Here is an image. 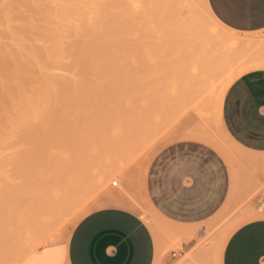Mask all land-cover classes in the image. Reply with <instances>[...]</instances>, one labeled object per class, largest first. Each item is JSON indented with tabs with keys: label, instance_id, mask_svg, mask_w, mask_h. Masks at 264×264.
<instances>
[{
	"label": "rangeland",
	"instance_id": "374dc122",
	"mask_svg": "<svg viewBox=\"0 0 264 264\" xmlns=\"http://www.w3.org/2000/svg\"><path fill=\"white\" fill-rule=\"evenodd\" d=\"M39 31L69 35L75 51L72 63L58 69L56 88L67 89L57 98L61 103L54 98L39 125L35 121L38 130L29 122L34 128L25 132L29 120L18 118L26 110V92L34 91L37 70L29 54ZM239 39L210 18L202 0H0L1 264H20L50 232L70 233L87 214L107 206L130 208L145 219L157 238L159 263L180 251L192 232L157 212L146 176L158 152L182 140L218 150L230 167L231 194L210 221L219 250L235 229L259 217L252 199L263 188L264 165L251 162L257 156L234 143L221 121L223 77L231 79L227 91L253 65L252 51L245 53ZM258 46L264 54V38ZM195 55L215 67L216 89L185 90ZM76 201L78 211L65 220V205Z\"/></svg>",
	"mask_w": 264,
	"mask_h": 264
},
{
	"label": "crops",
	"instance_id": "0c3cea01",
	"mask_svg": "<svg viewBox=\"0 0 264 264\" xmlns=\"http://www.w3.org/2000/svg\"><path fill=\"white\" fill-rule=\"evenodd\" d=\"M213 15L243 38L252 51V67L228 87L221 121L229 137L264 165V0H241L231 14L218 0H207ZM242 33H245L244 35ZM264 183V171L260 173ZM147 191L157 212L192 232L180 251L157 260L155 233L136 211L107 206L83 217L70 233L55 232L20 264H264V185L252 199L259 217L233 231L220 251L210 221L228 200L233 178L220 152L206 144L182 140L154 157L146 176Z\"/></svg>",
	"mask_w": 264,
	"mask_h": 264
},
{
	"label": "bare ground",
	"instance_id": "6f19581e",
	"mask_svg": "<svg viewBox=\"0 0 264 264\" xmlns=\"http://www.w3.org/2000/svg\"><path fill=\"white\" fill-rule=\"evenodd\" d=\"M186 2V1H185ZM202 2H203V4H204V6L206 7V9H207V11H208V13H209V15H210V18L215 22V23H218V24H220V25H222V26H224L214 15H213V13L211 12V10L209 9V6H208V4H207V0H202ZM190 3V2H189ZM189 3H187L186 4V6H184V7H189L188 5H189ZM184 4V3H183ZM183 7V8H184ZM225 27V26H224ZM35 28V27H34ZM32 30V29H31ZM12 32V31H11ZM15 33V32H14ZM32 33V32H31ZM10 34V33H9ZM13 34V33H12ZM27 34V33H26ZM26 34L24 35V36H26ZM23 35V34H22ZM27 35H29V34H27ZM32 35H33V33H32ZM10 36V35H9ZM69 35H66V34H64V33H55V32H40L39 31V43H38V38H35V39H37L36 41L37 42H34V43H38L39 45H36L35 44V49H32V53L33 54H29V53H27V54H29V56H32V55H34V57H33V62L35 61V64H36V66H34V68H36V70H37V76L36 75H34V76H36V79H35V77H34V79H35V85L33 84V89L32 90H34V91H32L33 92V94L32 93H30V94H28L29 92H26L27 93V96L25 95L26 93H24V92H22L21 90H20V94L22 93V95H23V97L22 98H25V97H27V99H26V101H25V99H23L26 103H24V101L22 100V104L24 105L23 107H24V109H26L25 110V112L27 113V114H25V115H23L25 112H23V113H21L20 115L21 116H19V118H18V121H19V119L20 118H22V119H25L26 118V120H24V121H26L27 122V120H29L28 121V125H29V127H30V124H31V126H33L32 124H36L35 123V121L37 122V124L39 125V115L41 116L42 114H43V110L44 109H47V107L48 106H50V104H51V101L52 100H57V98L58 97H62L63 96V94L65 95V91H67V89H65L66 87H65V84H64V91H61L60 89H57L56 88V81H57V76L59 77V75H58V69L60 68V67H62L63 68V66H65V65H68L69 63H72L71 62V56H72V54L74 53V51L75 50H73L71 47V45H72V42H71V38L70 37H68ZM34 37H35V35H34ZM81 37V36H80ZM11 38V37H10ZM22 38V37H21ZM25 38V37H24ZM29 38H30V36H29ZM68 38H70V39H68ZM74 38V37H73ZM76 38V37H75ZM95 38V37H94ZM77 39V38H76ZM80 39V38H79ZM30 40H31V38H30ZM33 40V39H32ZM74 41H75V39H73ZM84 40H85V38H84ZM88 40V39H87ZM91 40V39H90ZM9 41V40H8ZM13 41V40H12ZM239 41H243V40H238V41H236V43H238V44H241L242 42H239ZM27 42V41H26ZM84 42V41H83ZM89 42V41H88ZM33 43V44H34ZM75 43H77L76 41H75ZM75 43L73 44L74 45V47H76L77 45H75ZM79 43H81L80 41H79ZM32 44V45H33ZM82 44V43H81ZM17 46V45H16ZM80 46H83V45H80ZM79 46V47H80ZM84 46H86V47H88L87 45H84ZM78 48V47H77ZM81 48V47H80ZM27 49V48H26ZM73 51H72V50ZM22 50H23V48H22ZM31 50V49H30ZM29 50V51H30ZM80 50V49H79ZM31 52V51H30ZM22 53H23V51H22ZM78 53V52H77ZM185 54V53H184ZM16 55V54H15ZM76 55V54H75ZM25 57H26V55H24ZM28 56V57H29ZM80 56V55H79ZM22 57H23V55H22ZM21 57V58H22ZM189 57V56H188ZM30 58H32V57H29V59ZM35 58V59H34ZM72 58H73V56H72ZM81 58V57H80ZM24 59V58H23ZM26 59V58H25ZM187 59V58H186ZM189 59V58H188ZM187 59V60H188ZM18 61V60H17ZM20 61H22V59L20 60ZM25 62V61H24ZM27 62V61H26ZM29 62V61H28ZM31 62V61H30ZM23 63V62H22ZM22 65V64H21ZM30 65H31V63H30ZM19 66V65H18ZM26 67H27V65H26ZM30 67V66H29ZM17 68V67H16ZM19 68V67H18ZM22 68H23V66L21 67V70H22ZM25 68V67H24ZM33 68V69H34ZM213 68V67H212ZM212 68H210V66H209V64L205 61V59L203 60V58L202 57H200V56H197V55H195V58L193 59V62L190 64V66H189V68H188V73H187V78H188V81H187V87L185 88V90H188V92H191V93H193V92H195V93H200L201 91L203 92V90H201V89H204L205 91H209V90H211V89H213V87L216 89L217 87H215L216 85H217V79H215L216 77L213 75V70H212ZM27 69V68H26ZM26 69H24V70H26ZM32 69V68H31ZM211 69V70H210ZM214 70H215V67L213 68ZM248 69H250L249 67H248ZM20 70V69H19ZM28 70V69H27ZM26 70V71H27ZM23 71V70H22ZM22 71H21V73H22ZM29 71H30V69H29ZM181 71V70H180ZM184 71V70H183ZM72 72V71H71ZM215 72H216V70L214 71V74H215ZM24 73H25V71H24ZM30 73V72H29ZM28 73V74H29ZM33 73H35V72H33ZM61 73V72H60ZM64 73V72H63ZM62 73V75H64ZM69 73V72H68ZM67 73V74H68ZM18 74H20V72L18 73ZM182 74V73H181ZM183 75V74H182ZM24 76V75H23ZM25 76H26V74H25ZM61 76V75H60ZM71 76H72V74H71ZM70 76V77H71ZM212 76H214V78L212 77ZM240 76H241V74H240ZM65 77H68L66 74H65ZM239 77V76H238ZM184 78V77H183ZM236 78V77H235ZM19 79V78H18ZM23 79V78H22ZM29 79V78H28ZM61 79H63V81H64V78H62V76H61ZM222 79V77L220 78V80ZM234 79V78H233ZM31 80V79H30ZM30 80H28V82L30 83L31 81ZM22 81V80H21ZM20 81V82H21ZM65 81H66V79H65ZM64 81V82H65ZM68 81H69V78H68ZM73 81V80H72ZM82 81V80H81ZM80 81V82H81ZM39 82L41 83V82H44L43 83V85L44 84H46L45 85V87L46 86H48L49 84L51 85H49L50 87H43V89L41 88V86H39ZM47 82H49L48 84H47ZM71 82V81H70ZM75 82V81H74ZM231 82V79L229 78V76H225V77H223V79H222V84H221V86H222V91H221V98L222 99H220L221 100V102H222V105H223V100H224V96H225V93H226V90H225V88H227V86L229 85V83ZM17 83H19V82H17ZM31 83H33V82H31ZM72 83V82H71ZM24 84H26V83H23V85L21 84V86H23V87H25L24 86ZM59 84H61V83H59ZM58 84V85H59ZM66 84H68L69 85V83H67V81H66ZM76 84V83H75ZM19 85V84H18ZM42 85V86H43ZM62 85V84H61ZM71 85V84H70ZM69 85V86H70ZM78 85H79V83H78ZM203 85V86H202ZM20 86V87H21ZM32 86V85H31ZM63 86V85H62ZM19 87V88H20ZM39 87H40V89H39ZM26 88H28V91L30 90V86L28 87V85H27V87ZM67 88H68V86H67ZM21 89L22 90H24L25 91V89H23L22 87H21ZM62 89V88H61ZM69 89V88H68ZM197 89V90H196ZM70 90V89H69ZM201 90V91H200ZM61 91V92H60ZM17 92H18V89H17ZM69 93H70V91H68V95H69ZM14 94V93H13ZM18 94V93H17ZM32 94V95H31ZM81 94V93H80ZM11 95V94H10ZM24 95H25V97H24ZM68 95H66V96H68ZM19 96V95H18ZM65 96V97H66ZM20 97L21 96H19V99H20ZM55 98V99H54ZM59 99V98H58ZM61 100H63V98H61ZM20 101V100H19ZM54 102V104H55V101H53ZM52 102V103H53ZM63 103H62V106H64V107H67V105H68V103H66L65 101H62ZM69 102V101H68ZM21 103V101L19 102V104ZM58 103H61V101H59L58 102V100L56 101V104H58ZM70 103V102H69ZM18 104V103H17ZM18 104V105H19ZM25 104H26V107H25ZM51 106H52V104H51ZM50 106V107H51ZM54 106V105H53ZM15 107V106H14ZM13 107V108H14ZM18 107H22V105H19ZM59 107V106H58ZM18 110V109H17ZM17 110H16V113H17ZM15 111V110H14ZM22 111H24V110H22ZM47 110H44V113L46 112ZM19 113H20V110L18 111ZM40 113H42V114H40ZM28 114H30V115H28ZM12 115V114H11ZM10 115V116H11ZM28 115V116H27ZM32 115L33 116H35V119L36 120H32L30 117H32ZM14 116V115H13ZM24 116H26L25 118H24ZM8 118V117H7ZM9 118H11L12 119V117H9ZM16 118V117H15ZM27 118H30V119H27ZM34 118V117H33ZM13 119H14V117H13ZM41 119H42V117H41ZM32 120V121H31ZM46 120H47V122H49L48 120L49 119H47V118H45V123H47L46 122ZM9 121H10V119H9ZM14 121H17L16 119L14 120ZM17 121V122H18ZM22 121V120H21ZM21 121H20V123H21ZM24 121H22L23 123H16L15 122V124L17 125V124H19V125H21V127L23 126L22 124H24V125H26L25 123H24ZM34 121V122H33ZM12 122V121H11ZM29 122H30V124H29ZM44 123V124H45ZM37 124H36V126H34L35 128H37V130H38V126H37ZM18 125V126H19ZM28 125L26 126V127H28ZM17 126V128H20V126L18 127ZM12 127H13V124H12ZM26 127H22V129H23V131L25 130V129H27V131H30V129H33V128H29V130H28V128H26ZM10 128V127H9ZM14 129H16L15 128V126H14ZM22 129H19L20 131L22 130ZM11 130V129H10ZM20 131H18V132H20ZM12 132H14V131H12ZM25 132H26V130H25ZM23 133V132H22ZM47 136V135H46ZM59 137V136H58ZM58 139V138H57ZM4 141H2V143H3ZM101 179V178H100ZM99 179V180H100ZM56 193H58V192H56ZM56 195V194H55ZM83 197V196H82ZM77 198V197H76ZM84 198V197H83ZM85 199V198H84ZM82 201H83V199H82ZM80 201H76V203L75 204H71V203H68V205H65L66 207L64 208L65 209V213L66 214H63L64 216H65V220H68V219H70V216H71V214L73 213V212H75L76 210H77V208H79V206H80ZM84 206V205H83ZM82 206V207H83ZM54 209V208H53ZM56 209V208H55ZM64 209H61V210H63V211H61V213H64ZM82 208H80V210H81ZM53 211V210H52ZM55 211H57V210H55ZM54 211V212H55ZM60 211V210H59ZM78 211V210H77ZM53 213V212H52ZM77 213V212H76ZM75 213V214H76ZM74 214V215H75ZM54 215V214H53ZM43 217H45V216H43ZM43 217H42V220H43ZM50 217L51 218H53L51 215H50ZM37 218V217H36ZM45 219V221L47 220L46 218H44ZM50 219V218H49ZM60 219V218H59ZM41 220V221H42ZM53 219H51V221H52ZM40 222V221H39ZM39 222H37L36 224H38ZM49 222V221H48ZM53 222V221H52ZM59 222V221H58ZM46 225H48V224H46ZM1 231V230H0ZM56 231V230H55ZM6 233V232H5ZM53 233V231L52 232H50L45 238H47L49 235H51ZM1 234V233H0ZM4 234V233H3ZM3 234H1V235H3ZM6 235V234H5ZM4 236V235H3ZM1 237V236H0ZM6 237V236H5ZM44 238V239H45ZM43 239V240H44ZM42 240V241H43ZM41 241V242H42ZM40 242V243H41ZM5 243V242H4ZM4 243H3V245H4ZM1 245V244H0ZM0 249H1V246H0ZM4 249V248H3ZM1 253V252H0ZM3 253V252H2ZM31 253V252H30ZM29 254V253H28ZM27 254V255H28ZM26 255V256H27ZM1 256H2V254H1ZM26 256H22L21 257V260H23ZM1 258V257H0ZM20 260V261H21ZM2 262L0 261V264H1Z\"/></svg>",
	"mask_w": 264,
	"mask_h": 264
},
{
	"label": "snow or ice",
	"instance_id": "6c2138e0",
	"mask_svg": "<svg viewBox=\"0 0 264 264\" xmlns=\"http://www.w3.org/2000/svg\"><path fill=\"white\" fill-rule=\"evenodd\" d=\"M218 3L221 5V7L217 9L218 11L231 14L235 11L233 5H238L241 3V0H218Z\"/></svg>",
	"mask_w": 264,
	"mask_h": 264
},
{
	"label": "built area",
	"instance_id": "2783aa9c",
	"mask_svg": "<svg viewBox=\"0 0 264 264\" xmlns=\"http://www.w3.org/2000/svg\"><path fill=\"white\" fill-rule=\"evenodd\" d=\"M112 183H113V185H118L119 181L118 180H113Z\"/></svg>",
	"mask_w": 264,
	"mask_h": 264
}]
</instances>
